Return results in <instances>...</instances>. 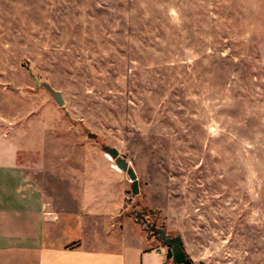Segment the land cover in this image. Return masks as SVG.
<instances>
[{"label": "rangeland", "instance_id": "1", "mask_svg": "<svg viewBox=\"0 0 264 264\" xmlns=\"http://www.w3.org/2000/svg\"><path fill=\"white\" fill-rule=\"evenodd\" d=\"M11 161L69 175L72 208L110 178L105 206L154 242L143 264H175L153 222L190 264H264V0H0V173Z\"/></svg>", "mask_w": 264, "mask_h": 264}, {"label": "crops", "instance_id": "2", "mask_svg": "<svg viewBox=\"0 0 264 264\" xmlns=\"http://www.w3.org/2000/svg\"><path fill=\"white\" fill-rule=\"evenodd\" d=\"M8 165L15 166L0 173V250L18 253L21 264H143L148 243L154 242L121 215V207L105 206L111 204L110 178L101 176L105 183H97L88 191L91 196L82 195L83 205L72 208L68 202L76 192L65 195L75 190L69 175L33 173L14 161ZM59 182L67 186L64 195ZM97 201L104 206L92 207ZM126 233L141 245L128 242Z\"/></svg>", "mask_w": 264, "mask_h": 264}, {"label": "water", "instance_id": "3", "mask_svg": "<svg viewBox=\"0 0 264 264\" xmlns=\"http://www.w3.org/2000/svg\"><path fill=\"white\" fill-rule=\"evenodd\" d=\"M42 85L48 90V92L57 104H63L64 100L59 91L54 90L47 83H42ZM88 135L91 137H95L94 133H89ZM101 146L104 152L108 153L112 157V159H114V162L118 166V168L127 173L129 180L131 181V191L132 193L137 194L139 190L138 180L133 167H131L126 161V159L119 154L118 150L115 147L106 144H102ZM150 228L155 234H157L158 238L162 240L165 246L164 254L166 259H171L172 262L175 264H190L186 252L182 246V240L180 235L168 237L166 230L162 227H157L155 222L150 225Z\"/></svg>", "mask_w": 264, "mask_h": 264}, {"label": "bare ground", "instance_id": "4", "mask_svg": "<svg viewBox=\"0 0 264 264\" xmlns=\"http://www.w3.org/2000/svg\"><path fill=\"white\" fill-rule=\"evenodd\" d=\"M105 156L107 157V158H111V156L108 154V153H105ZM112 166L114 167V169L115 170H117V171H120L121 169L120 168H118V166L116 165V164H112Z\"/></svg>", "mask_w": 264, "mask_h": 264}, {"label": "built area", "instance_id": "5", "mask_svg": "<svg viewBox=\"0 0 264 264\" xmlns=\"http://www.w3.org/2000/svg\"><path fill=\"white\" fill-rule=\"evenodd\" d=\"M162 251H163V253L165 252V250H163V249H162ZM159 252H160V251L157 250V251H156V254H158ZM155 264H162V263L157 262V263H155Z\"/></svg>", "mask_w": 264, "mask_h": 264}, {"label": "trees", "instance_id": "6", "mask_svg": "<svg viewBox=\"0 0 264 264\" xmlns=\"http://www.w3.org/2000/svg\"><path fill=\"white\" fill-rule=\"evenodd\" d=\"M150 228V227H149ZM150 230H151V228H150ZM152 231V230H151Z\"/></svg>", "mask_w": 264, "mask_h": 264}, {"label": "flooded vegetation", "instance_id": "7", "mask_svg": "<svg viewBox=\"0 0 264 264\" xmlns=\"http://www.w3.org/2000/svg\"><path fill=\"white\" fill-rule=\"evenodd\" d=\"M168 236V235H167ZM169 237V236H168Z\"/></svg>", "mask_w": 264, "mask_h": 264}]
</instances>
